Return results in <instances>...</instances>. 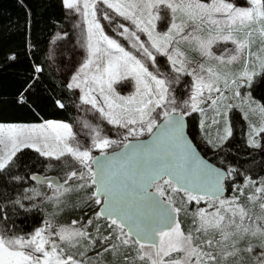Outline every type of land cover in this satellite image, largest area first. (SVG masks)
Returning a JSON list of instances; mask_svg holds the SVG:
<instances>
[{
  "label": "snow or ice",
  "instance_id": "obj_1",
  "mask_svg": "<svg viewBox=\"0 0 264 264\" xmlns=\"http://www.w3.org/2000/svg\"><path fill=\"white\" fill-rule=\"evenodd\" d=\"M62 4L86 26L81 39L86 57L67 88L78 89L80 103L90 105L107 124L125 130L123 147L110 154L107 150L121 141L87 123L90 146L81 145L65 122L0 123V171L23 149L55 160L70 156L79 165L63 183L46 178L53 190L46 199L54 202V211L41 227L19 234L0 225V264H96L88 252L98 247L103 251H97L96 258L110 252L113 264L120 258L123 264H249V258L250 264H264V181L246 197L244 189L254 185L250 179L237 189L239 195L223 198V181L231 170L211 168L185 136V117L193 113L203 117L202 130L219 125L222 118V134L217 130L214 138L205 137L218 147L232 135L229 112L239 108L245 120L250 113L258 118V124L249 122L248 143L261 147L264 104L244 90L252 88L256 77L264 78V0H246V5L238 0H62ZM101 15L134 51L106 33ZM158 25H167L166 30H158ZM228 44L232 47L223 53L214 51ZM158 56L167 58L175 76L156 68ZM234 65L240 67L233 70ZM182 76L191 77V82L179 99L173 85ZM129 79L135 90L119 94L114 84ZM146 134L151 139L141 140ZM180 191L183 207L175 200ZM81 192L100 206L94 219L58 224L55 217L64 210L61 205L66 207L70 194ZM201 201L207 207L191 211V226L185 229L181 213L187 217L188 205ZM101 220L108 222L103 225L107 235L101 232ZM94 224L95 235L89 231Z\"/></svg>",
  "mask_w": 264,
  "mask_h": 264
},
{
  "label": "trees",
  "instance_id": "obj_2",
  "mask_svg": "<svg viewBox=\"0 0 264 264\" xmlns=\"http://www.w3.org/2000/svg\"><path fill=\"white\" fill-rule=\"evenodd\" d=\"M65 23L62 0H0V123L32 124L54 120L75 125L78 100L48 60L50 42ZM13 54L16 58L8 59ZM36 67L42 71L36 72ZM250 91L256 101L264 104V78L257 77ZM21 97L24 103H20ZM61 103L63 108L59 107ZM195 121L194 117H187L188 136L199 152L216 166L231 170L232 179L228 180L230 176L226 179L227 192L223 198L232 197L231 184L241 186L246 180L264 178V149L255 150L245 144L243 120L237 111L230 117L232 135L216 152L204 150L197 143ZM48 167L44 157L32 149H23L0 171V225L19 234L31 233L40 227L45 219L46 198L32 207L21 206V202L24 193L33 185L29 183V176ZM66 172L65 167H59L51 170L49 175L56 174L61 178ZM85 201V193H74L66 207L61 205L64 210L60 213H65L66 217L61 215L55 219L70 220L78 215L83 223L86 222L90 207L93 205L99 211L100 206ZM180 220L185 229L191 226L189 218L181 216ZM99 223L101 232L107 235L103 225L108 222L101 220ZM89 231L95 235V224L89 226ZM97 251L102 252L103 247L88 252L96 264H113L110 252L96 258ZM115 264H123V259H117Z\"/></svg>",
  "mask_w": 264,
  "mask_h": 264
},
{
  "label": "rangeland",
  "instance_id": "obj_3",
  "mask_svg": "<svg viewBox=\"0 0 264 264\" xmlns=\"http://www.w3.org/2000/svg\"><path fill=\"white\" fill-rule=\"evenodd\" d=\"M238 2L240 4L246 5V0H238ZM100 7L104 8L103 5H100ZM104 11H107L109 13V15L115 17V13H112L110 10L104 8ZM65 12H66V23L64 24V26H62L60 31H58L55 34V36L52 38V40L50 42L49 52H48V60H49V64L51 65V67L57 72L59 77L67 85L68 82H70L71 76L76 73V71L79 69V67L81 66V64L83 63V61L86 57V52H85L84 48L81 46L82 34H83V30L86 26L83 24V21L79 15H77L73 12H70V10H67V9H65ZM100 19H101L102 24L106 26V33L107 34H109L113 38L119 39L121 41V43L126 48H128V50H132L128 47L127 41L123 40L122 37H118L116 35V33L112 31V27H114V25L109 26L108 22L104 21L102 19V15L100 16ZM116 20L118 22L124 23L126 26L128 25L127 21H121L120 18H118V17H116ZM166 27H167V25H158V30H161V31L166 30ZM142 39L146 40V37L142 36ZM181 47L184 48L185 50L187 49V45H181ZM225 47L231 48L232 45H230V44L218 45L214 48V51L217 54H221V53H223ZM256 47H259V42H257V45L253 48V51L256 50ZM132 51H134V50H132ZM157 61L158 62H157L156 68H159L162 73H164L165 75H170V76L176 75L175 73H172L171 66L168 63L166 57L158 56ZM148 63H149L150 70L155 71V69H153L151 67L150 62H148ZM212 63H215V62L213 61ZM239 67H240V65H234L233 70H236ZM190 82H191V77L182 76L180 78V82L178 84L173 85V88L175 89L174 94L177 95V97L179 99H183L185 97L186 91H187L188 86L190 85ZM114 88L121 95L131 94L135 90L134 82H132L130 79L114 84ZM71 90L73 91V93L75 94V96L78 100V109H79L77 119H76V123L73 126L71 125L73 128V132L76 134V140L78 142H80L81 145H83V146H90V144H91V128L90 127L89 128L84 127L85 123H87L91 127L98 126L101 129V134L104 136H107L109 139L121 141V144L119 146L113 145L111 148H109L107 150L110 154L114 153L115 151L117 152V150L121 149L123 147V134L125 133V130L119 129L115 126L107 124L106 121L102 120L99 117V113H97L91 109L90 105H82L80 103V100H79L80 93H79L78 89H71ZM244 91L251 92L250 89H245ZM253 100H255V99L253 98ZM233 111H237L239 113L241 119L243 120L244 142L246 145L249 146V143H248L249 133H250L249 122L251 121L252 123L258 124V118L255 115L250 113L249 119L245 120L243 112H241L239 108H234L231 112H229V123L230 124H231L230 117H231V113ZM245 111H247V109H245ZM191 117H194L196 120L195 121L194 137L196 138L197 143L202 147V149L208 150L209 152H216V151L220 150L221 148H223L225 146V144H227L228 140L223 142V144L219 145L218 147H214L212 144H209L205 138L206 136H211L214 138L217 130H219L222 134L223 127H224V123H223L222 118H221V122L219 125L214 126L211 129H209L206 125L205 128L202 130L200 125H201V120L203 119V117H201V115L199 113H193L191 116H189V118H191ZM52 121H54V120H52ZM43 122L32 123V124H41ZM58 122H63V121H58ZM208 123H210V118L208 120ZM14 124H16V123H14ZM32 124L18 123L17 125H32ZM5 125H8V124H5ZM147 136L148 135L146 134L145 136L140 137V138H144ZM130 139H132V138L130 137ZM259 139H260L261 147H259V148L251 147V146H249V147H251L255 150H263L264 149V133H262L260 135ZM93 155L98 156L99 151L93 150ZM45 159L48 161L49 167L43 171L42 170L37 171V173L41 174L42 176H56V177H58L56 174H50L49 175L50 171L54 170L56 168H59V167H65V169H67V172L61 178L58 177L63 182L64 179L66 178V175L68 172L72 171L73 169L79 170V165L70 156H64L60 160H55L52 158H45ZM225 169L227 170V172H229V170H230L229 168H225ZM231 179H232V176H230L228 180H231ZM246 181H245V183H246ZM262 181H264V178L259 180V181H254V185H249L247 188H245L244 189L245 197L248 194L252 193L254 191V186H259ZM159 183L163 185V180ZM245 183L241 186H237L236 184H231L230 195L232 197L239 195V192L237 191V189L244 187ZM165 188H167V185H165ZM153 191H155V188H153ZM37 192L39 193V195H35V193H37ZM52 194H53V190L49 186L31 185L28 188V190L24 193L21 205H23L24 207H27V205L32 207L34 205H37L42 198L52 196ZM73 196H74V193L70 194L68 199H70ZM183 196H184V194L182 191L177 192L175 194V200H176L177 206L183 207V205L181 203V201L183 200ZM245 197H241V201L247 205V201H246ZM228 198H231V197H228ZM45 201H46V203H45L43 209L45 212V214H44L45 219H47L51 216V214L54 211V206H53L54 202L47 200V199ZM93 204H94V202H93ZM202 207H204V208L207 207V204L204 201H201L199 204L192 202L190 205H188L190 212L187 215V217L185 216V214L183 212L181 213L180 217L185 216L186 218H189V220L191 222V214H190L191 211H194L196 208H202ZM88 212H90L89 218L94 219L95 213L98 211L95 208V206L92 205V207H90ZM61 215L63 217L64 216L66 217L65 213H60L58 218ZM73 219L80 220L82 222L81 216H78V215H76L75 217H72L70 220H59V219L56 220L55 219V221L58 224L59 223L70 224ZM86 222H84V223H86ZM41 226H42V224L40 225V227ZM85 243H87V241H85Z\"/></svg>",
  "mask_w": 264,
  "mask_h": 264
},
{
  "label": "water",
  "instance_id": "obj_4",
  "mask_svg": "<svg viewBox=\"0 0 264 264\" xmlns=\"http://www.w3.org/2000/svg\"><path fill=\"white\" fill-rule=\"evenodd\" d=\"M185 120H186V125H185V136L187 137V139L189 140V142L192 144V147L195 149L196 151V154L198 155V157L203 160L207 165H209L211 168L215 169V170H218L222 173H228L227 170L225 168H221V167H218L216 166L215 164H213L212 162H210L209 160H207L205 157L202 156V154L199 152V150L197 149V147L194 145V143L191 141V139L189 138L188 136V124H187V117H185ZM162 122V121H161ZM141 140L143 141H147V140H150V136H147V137H144V138H140ZM135 142V141H134ZM122 149V148H121ZM121 149H119L117 152L121 151ZM115 153V152H114ZM35 177V179H34ZM46 178H51V182L53 184L55 183H63L58 177L56 176H42L41 174L35 172V173H32L30 176H29V183L30 184H33V185H43V186H48V180ZM169 177L165 176L164 179H168ZM162 181V180H161ZM159 181V182H161ZM223 187H224V190L222 192V197H224L226 195V179L223 181ZM150 191H153V188L150 189ZM154 192V191H153ZM183 192V191H182Z\"/></svg>",
  "mask_w": 264,
  "mask_h": 264
}]
</instances>
